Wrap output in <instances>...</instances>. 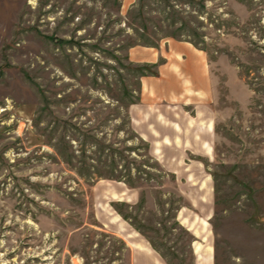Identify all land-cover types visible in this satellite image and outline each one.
Listing matches in <instances>:
<instances>
[{
	"label": "rangeland",
	"instance_id": "1",
	"mask_svg": "<svg viewBox=\"0 0 264 264\" xmlns=\"http://www.w3.org/2000/svg\"><path fill=\"white\" fill-rule=\"evenodd\" d=\"M148 103L210 157L168 120L154 150ZM104 232L264 264V0H0V264H118Z\"/></svg>",
	"mask_w": 264,
	"mask_h": 264
},
{
	"label": "crops",
	"instance_id": "2",
	"mask_svg": "<svg viewBox=\"0 0 264 264\" xmlns=\"http://www.w3.org/2000/svg\"><path fill=\"white\" fill-rule=\"evenodd\" d=\"M189 70V69H188ZM190 79V78H189ZM188 84V83H187ZM189 86V84H188ZM189 92H188V95H191L193 94L194 92L192 91V89L189 88ZM143 93L146 94V93H149V88L147 86V84L144 86L143 88ZM193 99V98H192ZM189 102H186L185 105H191V104H194V101H192L191 99H188ZM152 104V105H151ZM145 106V105H144ZM135 107V106H134ZM134 107L131 109V114H132V120H133V124H135V122L138 121L137 119V115H135V112H134ZM173 108V107H172ZM196 108V107H195ZM147 109L149 111H152V109L155 110V112L149 116H151L149 119H147V123H148V127H147V131L145 133H143L142 131H138L140 132L141 135H147L149 137H161L160 140H154V150L156 148H158V145L160 144V155H162V151L161 149L163 147H165L168 142L166 141V137H168V135L166 133H163L160 132L159 129H157L159 123L161 124H165V125H168L167 122H164V120H168L170 122L169 126H170V130H172L174 133H175V137L177 136H181L180 134L181 133H178L180 132L179 129H181V131H183L184 135H186L187 132H189V136H192V137H200V140H199V147L197 148L196 146H191V145H188L187 146V143L185 142L184 143V148L187 150V152H190V153H198V152H204L206 157L209 158L210 157V154H208V150H207V147L206 145L210 144V135H211V130L209 129V121L208 119L206 118V123H205V126L204 125H201V124H198L197 125V133H196V129L194 127V121H195V117H192L191 115H186V116H182L180 115V119L181 120H177V114H174V117L172 116L170 119H167L160 115V113H157L156 112V109H161L159 108V105L158 103H148L147 104ZM153 110V111H154ZM197 116H198V113H197ZM150 120H153V121H150ZM172 143L174 145H176V139H171ZM159 155V156H160ZM162 158V157H161ZM146 243V242H145ZM148 244H145L144 248L146 247L147 248ZM149 249V248H148ZM137 251L139 249H136ZM149 252V250L147 251V253ZM138 253H140V251H138ZM150 254V252H149ZM150 260L154 262V264H161V260L159 258H155V256H151L150 254Z\"/></svg>",
	"mask_w": 264,
	"mask_h": 264
},
{
	"label": "trees",
	"instance_id": "3",
	"mask_svg": "<svg viewBox=\"0 0 264 264\" xmlns=\"http://www.w3.org/2000/svg\"><path fill=\"white\" fill-rule=\"evenodd\" d=\"M143 69L144 68H140V71H143ZM109 178L110 179H113L112 177H109ZM128 185H130L131 187H133V184L132 183H129L128 182ZM142 203H144V200L143 199H142ZM127 218H128L127 216H124V219H127ZM102 235L105 238H110L109 239L110 241L111 240L114 241L115 244H114V253L113 254L115 255V261L118 264H125L126 254L130 253V248L128 247L126 241L124 239L116 236V235H108L105 232L102 233ZM105 244H106V242H105ZM150 245L154 249L155 252H157L162 258H165L164 255H163V253L158 249V247L153 242H150ZM111 247H113V245H111ZM129 264H131V261H130Z\"/></svg>",
	"mask_w": 264,
	"mask_h": 264
},
{
	"label": "water",
	"instance_id": "4",
	"mask_svg": "<svg viewBox=\"0 0 264 264\" xmlns=\"http://www.w3.org/2000/svg\"><path fill=\"white\" fill-rule=\"evenodd\" d=\"M202 236H203V235H202ZM202 238H203V240H204L205 236H203ZM202 258L205 260V262H206L207 264H211L212 261H213V257L210 256L209 254H207V255H205V256H202Z\"/></svg>",
	"mask_w": 264,
	"mask_h": 264
}]
</instances>
